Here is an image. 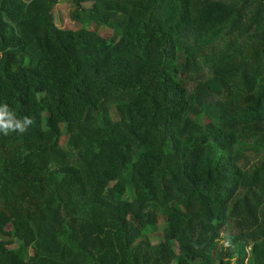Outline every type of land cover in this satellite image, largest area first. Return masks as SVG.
<instances>
[{"label": "trees", "instance_id": "1", "mask_svg": "<svg viewBox=\"0 0 264 264\" xmlns=\"http://www.w3.org/2000/svg\"><path fill=\"white\" fill-rule=\"evenodd\" d=\"M57 3L0 0L34 121L0 130V264H264V0Z\"/></svg>", "mask_w": 264, "mask_h": 264}, {"label": "rangeland", "instance_id": "2", "mask_svg": "<svg viewBox=\"0 0 264 264\" xmlns=\"http://www.w3.org/2000/svg\"><path fill=\"white\" fill-rule=\"evenodd\" d=\"M73 9L72 4L70 3V0H58V3L55 5L53 9L54 14V22L57 26L62 28H69V29H77L81 26V23L77 20H73L71 18V11ZM97 30H101V33L104 37H108L111 33L110 30H107L103 28V26H99ZM109 58V54L107 52L102 53L100 58L98 59V64L102 65L104 64ZM66 141V135H64L60 143L61 145H65ZM152 242H155L157 240V237L160 236V231L155 232L153 234ZM16 246L15 244H10V247Z\"/></svg>", "mask_w": 264, "mask_h": 264}, {"label": "clouds", "instance_id": "3", "mask_svg": "<svg viewBox=\"0 0 264 264\" xmlns=\"http://www.w3.org/2000/svg\"><path fill=\"white\" fill-rule=\"evenodd\" d=\"M34 121L31 117H25L23 121L16 118V115L9 111V106L4 104L0 107V130L3 131L4 135H8L11 132L19 130L23 133L27 130V126L33 124Z\"/></svg>", "mask_w": 264, "mask_h": 264}]
</instances>
